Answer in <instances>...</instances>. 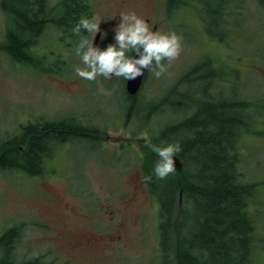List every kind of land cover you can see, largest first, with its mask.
<instances>
[{"label":"rangeland","instance_id":"obj_1","mask_svg":"<svg viewBox=\"0 0 264 264\" xmlns=\"http://www.w3.org/2000/svg\"><path fill=\"white\" fill-rule=\"evenodd\" d=\"M111 1L99 0L98 16ZM205 1L184 0L171 18L168 14V22L164 10L153 8L154 0H127L122 12H134L152 31L180 37L184 36L180 27L188 32L166 73L157 79L146 72L136 103L156 106L185 72L202 65L201 75L209 62L213 76H202L197 85L192 79L182 83L178 96L172 97L173 104L181 98L182 114L173 119L175 111L165 103L166 108L159 106L158 114L150 118L152 123L161 119L162 124H175L191 117L200 93L199 103L211 92L216 100L229 97L255 105L245 115L251 132H242L237 141L238 171L258 183L251 201L252 214L259 220L254 260L264 264V8L257 0H224L220 34L213 6L209 8L215 2L206 12ZM118 23L105 33L104 49L115 43ZM54 50L43 59L40 72L14 71L0 58V143L37 119L89 121L101 131L102 140L54 145L39 177L1 169L0 234L20 227L15 264H159L157 206L143 182L140 160L147 148L144 135L161 124L145 129V111L127 120L131 101L123 93V78L81 79L75 74L76 67H84L80 57L57 53L55 58ZM55 59L58 73H49ZM225 71L232 72L228 78ZM185 138L179 133L174 139ZM173 159L178 167V158Z\"/></svg>","mask_w":264,"mask_h":264},{"label":"trees","instance_id":"obj_2","mask_svg":"<svg viewBox=\"0 0 264 264\" xmlns=\"http://www.w3.org/2000/svg\"><path fill=\"white\" fill-rule=\"evenodd\" d=\"M212 1L215 5L210 4ZM36 2L40 7L39 15L33 10ZM257 2L264 8V0ZM205 4L206 12L208 4L209 8L213 6L216 24L224 25L225 1L206 0ZM23 5L25 12L16 14L20 35L10 38V46L16 55L19 49L22 50L17 46L18 41L31 37L34 30L39 26L41 29L45 21L42 12L43 0H30V4L28 0H24ZM72 15H75L73 20L76 22V13ZM37 17L41 20L37 21ZM189 82L190 80L182 77L177 83L181 85ZM177 83L156 106L152 104L153 107L143 105L150 102L136 103L137 96H126V99L131 101L126 114L127 120L128 117L134 118L139 116L141 111H145V129H150L151 124H161L155 126L149 135L152 144L163 147L179 143L182 149L176 156L179 166L175 167V173L166 179L155 178L153 168L158 156L147 145L145 156L140 160L143 182L157 206L158 248L161 253L159 264H259L254 260L255 244L258 241L254 226L258 225L256 222L259 220L249 211L258 183L246 180L238 171L237 152V141L241 133L251 132L252 123H246L245 115L248 109L254 108L255 105L247 101H231L229 97H220L222 101L213 106H200L199 119L194 117L193 112L191 117L184 116L175 124H162L161 119L152 123L150 118L158 114L156 111L159 106L166 108L167 97L169 100L174 97ZM180 102L170 104L171 109L175 111L173 119L185 109ZM188 106L186 105V108ZM48 124L44 123L40 130L31 125L26 128L25 143L21 144L28 147V150L23 153L18 150V137L15 136V143L6 144V141H2L0 169L17 171L19 167H23L30 174L42 176L45 160L40 159L49 151L52 141L71 143L101 136L97 127H82L73 119H57L51 125ZM179 133H184L187 138L180 141L174 139ZM22 137L19 139H23ZM51 155L50 151L49 157ZM40 163L43 170L39 168ZM147 175L153 176L150 182L144 181ZM19 232L20 227L14 225L0 234V264H15L13 249ZM262 241L263 239L260 242Z\"/></svg>","mask_w":264,"mask_h":264},{"label":"flooded vegetation","instance_id":"obj_3","mask_svg":"<svg viewBox=\"0 0 264 264\" xmlns=\"http://www.w3.org/2000/svg\"><path fill=\"white\" fill-rule=\"evenodd\" d=\"M24 0H0V58L5 60L4 62H7L8 64H12L13 67H11L14 71H20V72H31V71H37L40 72L43 70L42 64L45 61V58L47 57V54H50V51L52 49H55V58H57V53L60 54H66L71 55L75 54V45L78 43L79 38L73 34L72 28L76 25V23L81 18H91L92 16H98L97 14V7L99 0H43V8L42 12L44 13V24L42 25L41 29L40 26L36 30H34V33L31 37H28L25 41H18L19 44L17 45L18 48L21 47V49L18 50V55H16L12 50V46H10V38H13L17 35H20L19 31V24L17 23L18 19H16V14H23L25 12V6L23 5ZM30 4V0H28ZM127 3V0H114L111 1V3H108L109 7H106L103 9V15L98 16L101 20V23L99 25L100 32L96 34V36L93 39V46H98L99 48L104 50V35L108 31L109 27L112 24H115L117 22H120L119 15L122 13L123 7ZM184 3V0H154L153 8L154 9H161L164 10L165 14L168 17V14L171 13L170 18L172 15L177 12L179 9L182 8ZM172 5V8H171ZM35 14H40V7L36 2V5L33 7ZM76 13V19L77 21L73 20V13ZM164 14V13H163ZM180 14V13H179ZM177 14V15H179ZM72 15V17H71ZM176 15V16H177ZM170 18L168 17L167 21L170 22ZM35 20V19H33ZM41 19L37 17V21H40ZM151 20L150 17L146 19L147 22ZM174 21H177L174 19ZM180 23V21H177ZM217 32L221 34L220 26L218 24H215ZM155 29V26H154ZM182 33L184 36L181 38L185 41L186 34L188 32L180 27ZM216 29L214 32H211V35L213 37H216ZM82 34L87 35L88 38L91 40L92 36L91 34H87L85 30H82ZM219 34V36H221ZM28 36V33H27ZM21 38V37H20ZM31 38V39H30ZM195 41L197 38H194ZM189 42V40H188ZM17 48V49H18ZM134 54V53H133ZM132 56V55H131ZM65 57V56H63ZM67 57V56H66ZM44 59V61H43ZM3 63V61H0ZM52 67L48 68L49 73H58L57 69V62L56 59L51 62ZM206 70L203 71V74H198V72H201L200 69H204L202 65H197L193 67V70L185 72L182 77H184L186 80H193V84L197 85V82L199 80H202V76L214 75V70L210 67L209 62H206ZM17 66V67H16ZM16 67V68H15ZM213 67V66H212ZM15 68V69H14ZM27 69V71H26ZM62 69V68H61ZM206 72V73H205ZM232 72L225 71V76L228 78V76ZM146 74L143 78V82L141 85L140 90L135 95H129L125 88L126 80L124 81V95L128 97H136L140 93L144 80H145ZM181 77V78H182ZM114 76L110 78V80H113ZM180 83H177V88L179 87ZM204 92V89H203ZM203 94V93H202ZM200 93L196 95V100L193 104V110L194 117L200 118L199 113L201 111L200 106L207 104V105H215L216 102L222 101L219 98L216 100V97L213 95V93H209L207 95H203L206 97L202 103H199L202 95ZM174 96H178L177 90ZM168 99V100H167ZM166 103L170 106V104L173 102L172 99L169 100V97H167ZM227 99V97H226ZM182 101L181 98L178 102ZM225 102H229L230 100H224ZM193 115V113H192ZM35 124H31V126H34V128H37V130H40L42 125L44 123H49L48 125H51L52 122L55 121H44L40 119L35 121ZM79 125L82 127L91 126V122H83V121H77ZM195 122V121H194ZM196 123V122H195ZM22 129H19L20 132L16 135H11L10 137L7 136L3 141H6V144L9 143H15L14 138L16 136V140L19 143L18 150L20 152H25L28 150V147H24L23 144L25 143L24 140V133L26 128L21 127ZM24 131V132H23ZM23 135V137L21 136ZM19 137H22L23 139H19ZM101 137V136H100ZM96 137L92 139H101L102 137ZM12 140V141H11ZM55 142V143H53ZM58 143V141H57ZM56 140L52 141V143L49 146V151L41 156V161L46 160V158L49 157L50 151L53 149L54 145H57ZM68 142H59L58 144H66ZM44 155H46L44 157ZM39 168L43 170V167L40 163ZM1 170V169H0ZM15 171V170H14ZM22 174H26L24 172L25 170L23 167H19L18 170ZM45 171V170H43ZM38 175V174H37ZM35 176V175H34ZM39 177V176H38ZM249 211H252V208L249 207ZM253 216V214H252ZM254 233H256V226H254Z\"/></svg>","mask_w":264,"mask_h":264},{"label":"clouds","instance_id":"obj_4","mask_svg":"<svg viewBox=\"0 0 264 264\" xmlns=\"http://www.w3.org/2000/svg\"><path fill=\"white\" fill-rule=\"evenodd\" d=\"M120 22L114 29V44L104 50L93 46V39L100 32L101 20L98 16L81 18L72 28L79 40L75 45V55L80 57L83 68L76 67L75 74L81 79L95 81L98 76L110 79L113 76L132 80L143 75V69L151 72L155 78H160L182 51L181 37L176 33H160L152 31L149 25L134 12L120 13ZM85 30L91 34L90 40L82 34ZM138 54L133 58L130 53ZM146 145L157 154L153 174L156 179H166L175 173L174 157L181 152L179 143L166 146L154 145L145 134ZM152 175L144 177L145 182L152 180Z\"/></svg>","mask_w":264,"mask_h":264},{"label":"water","instance_id":"obj_5","mask_svg":"<svg viewBox=\"0 0 264 264\" xmlns=\"http://www.w3.org/2000/svg\"><path fill=\"white\" fill-rule=\"evenodd\" d=\"M132 57L137 58V59L139 58L138 54L136 53H134ZM142 71H143V75L138 76L137 78L132 79V80H126L125 88L129 95H135L140 90L142 82H143V78L147 70L143 69ZM174 164H175V160H174Z\"/></svg>","mask_w":264,"mask_h":264}]
</instances>
